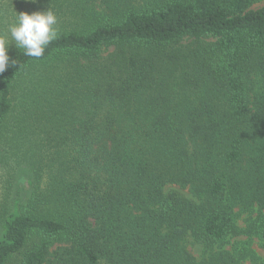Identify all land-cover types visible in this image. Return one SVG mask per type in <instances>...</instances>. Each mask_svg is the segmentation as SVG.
Segmentation results:
<instances>
[{"label": "trees", "instance_id": "trees-1", "mask_svg": "<svg viewBox=\"0 0 264 264\" xmlns=\"http://www.w3.org/2000/svg\"><path fill=\"white\" fill-rule=\"evenodd\" d=\"M260 1L0 0V34L47 8L59 33L0 75V165L26 176L0 264H218L233 210L264 209Z\"/></svg>", "mask_w": 264, "mask_h": 264}, {"label": "rangeland", "instance_id": "rangeland-1", "mask_svg": "<svg viewBox=\"0 0 264 264\" xmlns=\"http://www.w3.org/2000/svg\"><path fill=\"white\" fill-rule=\"evenodd\" d=\"M264 5V0L253 5V9H257ZM211 40H206V42ZM212 42V41H211ZM0 151L3 154L5 146H1ZM9 161V165H0V214L3 217V210H9L12 199L17 192H23L25 183V166L16 168V165ZM17 172V174H16ZM9 184L12 187H9ZM8 188V190H7ZM174 190L183 195H188L187 191H181L176 187ZM21 189V190H20ZM7 190V191H6ZM6 198V200H5ZM6 201V204L5 202ZM264 212L257 205H253L250 209L235 208L233 210V221L236 227V233L230 235L224 243L215 246L207 253V261L213 260L218 264H264V246L251 233V224ZM250 227V230H249ZM191 254L200 259L202 256V248L199 244L191 242L188 247ZM20 257L9 264H17Z\"/></svg>", "mask_w": 264, "mask_h": 264}, {"label": "clouds", "instance_id": "clouds-1", "mask_svg": "<svg viewBox=\"0 0 264 264\" xmlns=\"http://www.w3.org/2000/svg\"><path fill=\"white\" fill-rule=\"evenodd\" d=\"M32 2L35 3L36 0ZM56 23L57 17L50 8L16 14L14 21L8 26V37L0 34V75L16 64L8 55L10 44L23 49L26 56L40 58L48 45L59 36L54 27Z\"/></svg>", "mask_w": 264, "mask_h": 264}]
</instances>
